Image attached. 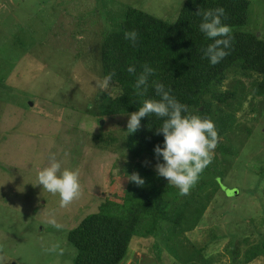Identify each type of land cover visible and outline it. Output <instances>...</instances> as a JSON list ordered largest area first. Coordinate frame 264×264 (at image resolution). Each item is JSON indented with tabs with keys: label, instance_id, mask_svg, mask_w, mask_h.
<instances>
[{
	"label": "rangeland",
	"instance_id": "obj_1",
	"mask_svg": "<svg viewBox=\"0 0 264 264\" xmlns=\"http://www.w3.org/2000/svg\"><path fill=\"white\" fill-rule=\"evenodd\" d=\"M183 1L0 0V264H71L76 250L67 241L69 230L97 211L105 195L116 193L118 199L126 186L123 173L129 159L96 149L90 138L123 131L129 115L98 119L94 108L76 122V110L102 90V34L127 6L171 22ZM249 1L241 29L264 38V0ZM234 80L227 78L221 89L232 90L238 83ZM241 97L240 106L234 105L235 127L229 134L239 150L235 166L240 173L232 166L222 181L238 192L227 196L216 191L202 222L185 233L191 245L205 244L202 254L210 264H264V255L243 262L245 250L264 241L258 198L264 194L254 185L256 172L264 166V98L248 90ZM248 128L253 130L245 137L242 131ZM52 153L62 169L79 172L81 195L67 207L60 206L58 194L36 185L37 173ZM136 162L153 170L163 163L148 154ZM50 214L62 230L47 223ZM154 240L152 235L132 238L120 264H177L163 246L157 262ZM54 244L59 245L57 252L45 251Z\"/></svg>",
	"mask_w": 264,
	"mask_h": 264
},
{
	"label": "trees",
	"instance_id": "obj_2",
	"mask_svg": "<svg viewBox=\"0 0 264 264\" xmlns=\"http://www.w3.org/2000/svg\"><path fill=\"white\" fill-rule=\"evenodd\" d=\"M249 4V0H184L171 22L127 6L112 28L103 32L98 54L101 82L107 74L114 75L108 89H98L100 92L84 107L71 108L77 111L76 122L94 108L98 110V119L128 116L138 110L144 99H158L155 81L170 87L172 94L188 106L189 113L213 121L218 142L211 163L189 193L181 196L178 188L159 177L155 170L136 162L144 154L163 161L154 154V146H162L163 142V135L156 134L161 123L158 118H142L140 128L133 134H128L127 128L107 131L100 137L93 134L90 139L96 149L118 152L129 159L123 173L126 186L118 199L116 193L105 195L97 211L84 215L69 230L67 241L76 250L71 264H120L132 238L147 235L155 237L157 262L163 246L174 263L210 264L202 254L205 244L191 245L185 233L202 222L206 205L214 200L216 191L223 195L238 192L236 187L222 183L230 168L239 162V150L232 146L233 138L229 137L235 127L234 110L247 90L264 98V38L241 29L247 23ZM217 7L225 9L226 19L222 18V22L231 29L232 46L229 55L213 66L204 57V49L212 41L200 32L202 17L196 13ZM131 30L138 33L135 44L124 38L125 31ZM145 64L154 69V74L141 96L134 85ZM129 66H135L136 72L129 73ZM230 76L238 83L232 90H222ZM241 79L247 81L246 87ZM232 105H236L235 109ZM251 110L255 111L254 105ZM247 130L242 131L245 137L251 136L253 129ZM234 171L240 173L237 166ZM133 173H138L145 183L137 185L130 181L128 177ZM254 179V185L264 194V166L259 167ZM258 198L264 211V196ZM259 255H264L263 240L245 250L243 262Z\"/></svg>",
	"mask_w": 264,
	"mask_h": 264
},
{
	"label": "clouds",
	"instance_id": "obj_3",
	"mask_svg": "<svg viewBox=\"0 0 264 264\" xmlns=\"http://www.w3.org/2000/svg\"><path fill=\"white\" fill-rule=\"evenodd\" d=\"M197 15L202 17L199 24L200 32L206 39L212 41L204 49V57L210 65H217L227 55L232 46L230 27L222 22L226 19L225 9L217 7L208 10H199ZM124 38L133 44L137 42L138 33L135 30L125 31ZM129 73H135V66L128 67ZM154 69L149 65L143 66V71L137 76L135 89L137 95H143L147 89L149 77ZM114 73L104 76L100 87L109 88ZM158 99H144L137 111L129 114L127 133H135L141 126L142 118L155 116L161 123L156 134L163 135V142L154 146V154L162 157L163 163L155 165L159 177L167 180L178 188L179 195H187L197 183L200 174L211 163L213 152L217 147L218 133L214 122L208 118L189 113L188 106L181 103L173 94L170 87L160 82H153ZM129 180L137 185L145 183L138 173H133ZM42 190L50 194L59 195L60 206L67 207L81 195L79 172L67 168L62 169L60 160L55 153L48 157L47 166L37 173V184ZM47 223L57 231L63 229L54 215H49ZM59 245H51L47 252H57Z\"/></svg>",
	"mask_w": 264,
	"mask_h": 264
},
{
	"label": "water",
	"instance_id": "obj_4",
	"mask_svg": "<svg viewBox=\"0 0 264 264\" xmlns=\"http://www.w3.org/2000/svg\"><path fill=\"white\" fill-rule=\"evenodd\" d=\"M30 105L32 104V103H29ZM103 122L102 121H100V124H102ZM12 264H14V263H12Z\"/></svg>",
	"mask_w": 264,
	"mask_h": 264
}]
</instances>
